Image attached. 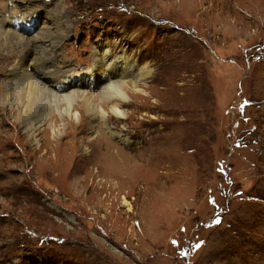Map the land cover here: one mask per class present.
Masks as SVG:
<instances>
[{"label": "rangeland", "instance_id": "obj_1", "mask_svg": "<svg viewBox=\"0 0 264 264\" xmlns=\"http://www.w3.org/2000/svg\"><path fill=\"white\" fill-rule=\"evenodd\" d=\"M25 1L66 9L79 91L100 93L95 46L152 73L93 131L54 116L58 140L51 115L33 139L0 109V264H264V0L0 8Z\"/></svg>", "mask_w": 264, "mask_h": 264}, {"label": "bare ground", "instance_id": "obj_2", "mask_svg": "<svg viewBox=\"0 0 264 264\" xmlns=\"http://www.w3.org/2000/svg\"><path fill=\"white\" fill-rule=\"evenodd\" d=\"M15 3L16 11H10L5 4L0 8V109L7 111L33 139H37V129L48 115L52 116L50 127L56 140L69 137V134L64 132V128L60 130L54 125L57 122L54 116L59 117L65 127L63 120L78 121L84 113L89 119L90 131L96 127L94 120H100V113L102 116L109 113L107 109L117 117L125 116L117 100L122 103L128 100L129 92L125 87L131 83L134 94L143 92L140 85L151 75L152 68L144 66L138 75L133 74L136 58L125 57L124 49L112 55L110 49L101 50L95 46V71L91 78L100 93L94 95L82 88L79 91L77 80L69 74L71 70L66 68L59 53V44L69 32L66 9L61 7V3L52 10H47V4ZM7 13L10 15L6 16ZM14 17L25 24L29 18L34 20V24L42 20V24L33 33L28 30L24 33L11 23ZM102 103H106V108ZM97 130L103 137L102 127L97 125ZM109 134L115 132L109 129ZM123 141L124 145H129L128 140ZM106 150L110 151V146Z\"/></svg>", "mask_w": 264, "mask_h": 264}]
</instances>
